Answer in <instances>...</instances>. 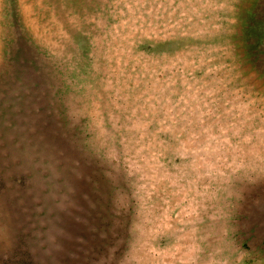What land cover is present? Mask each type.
Segmentation results:
<instances>
[{"label": "rangeland", "instance_id": "rangeland-1", "mask_svg": "<svg viewBox=\"0 0 264 264\" xmlns=\"http://www.w3.org/2000/svg\"><path fill=\"white\" fill-rule=\"evenodd\" d=\"M0 264H264V0H0Z\"/></svg>", "mask_w": 264, "mask_h": 264}]
</instances>
